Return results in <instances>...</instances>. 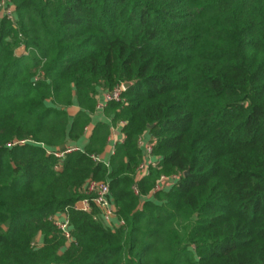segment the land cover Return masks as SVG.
Returning <instances> with one entry per match:
<instances>
[{
	"label": "trees",
	"instance_id": "1",
	"mask_svg": "<svg viewBox=\"0 0 264 264\" xmlns=\"http://www.w3.org/2000/svg\"><path fill=\"white\" fill-rule=\"evenodd\" d=\"M2 1L0 264H264V0H8L13 19ZM90 180L123 224L77 208Z\"/></svg>",
	"mask_w": 264,
	"mask_h": 264
},
{
	"label": "built area",
	"instance_id": "2",
	"mask_svg": "<svg viewBox=\"0 0 264 264\" xmlns=\"http://www.w3.org/2000/svg\"><path fill=\"white\" fill-rule=\"evenodd\" d=\"M2 7L4 14L13 19L14 9L11 5L8 4V0L2 1ZM124 90L125 89L123 87V84L118 85L113 89L107 90L105 92L106 104L111 101L123 102L125 100L123 97ZM103 105L101 104L100 106L102 107ZM123 124H125V122H121V125ZM140 144L141 146L143 145V137L140 140ZM77 149H79V147L70 146L64 152H55V155L58 157H62L65 152H71ZM152 151L153 143L150 139L148 144L145 145V157L143 156V161L137 169L138 178L147 175L150 171L151 165H154L156 163L157 158L153 156ZM93 158L97 161H101V158L99 156H93ZM178 179V175H163L158 180L156 186L152 189L149 195H152L153 193H157L164 189L171 188ZM134 190L137 194L139 193V188L137 185L134 186ZM86 192L88 196L77 203V208L83 211H91L93 206L95 205L99 209V214L96 215V218L102 219L105 224L113 228L123 224V220L118 218L117 208L111 196V188L108 181L90 180L86 185ZM50 220L63 233L68 242L73 241L74 238L72 228L67 213L60 212L57 214H53L50 217Z\"/></svg>",
	"mask_w": 264,
	"mask_h": 264
},
{
	"label": "crops",
	"instance_id": "3",
	"mask_svg": "<svg viewBox=\"0 0 264 264\" xmlns=\"http://www.w3.org/2000/svg\"><path fill=\"white\" fill-rule=\"evenodd\" d=\"M107 90H105V89H102L101 91H100V93H99V96H98V112H97V114L95 115V117L97 116L98 117V119H100L101 118V116L99 115V113H100V109H102V108H105V104H106V102H105V99H104V101L103 102H100V100L102 99L101 97H103V95H104V97H105V92H106ZM103 105L102 107L100 106V105ZM73 109H74V111L71 113V114H75L76 112H77V110H78V107L77 106H73L72 107ZM94 117V118H95ZM111 122H112V120H111V118H110V124H111ZM112 126V125H111ZM121 128H122V125H121V123H119L117 126H113L112 127V132H111V135H110V137H109V143H108V146L106 147V150H105V152L102 154V155H100L99 157L101 158V161H105L106 163H108L109 162V160H110V157H111V155L113 154V152H114V148H115V145H116V143L118 142V141H120V140H123V138H124V134L122 133V131H121ZM89 129L87 130V132H86V136H84L82 139H80L79 140V142L77 143L79 146H81V147H83V146H85L87 143H88V140H89ZM150 141V135L148 134V133H146L144 136H143V145H142V148H143V156H144V151H145V145L146 144H148V142ZM145 157V156H144ZM154 159V158H153Z\"/></svg>",
	"mask_w": 264,
	"mask_h": 264
},
{
	"label": "rangeland",
	"instance_id": "4",
	"mask_svg": "<svg viewBox=\"0 0 264 264\" xmlns=\"http://www.w3.org/2000/svg\"><path fill=\"white\" fill-rule=\"evenodd\" d=\"M23 51H24V48H23V47H21V48L18 49V52H19V53H22ZM101 98H102V99L100 100V102H103L104 99H105L104 95H103V97H101ZM73 111H74V109L71 107V108H70V112L72 113ZM99 111H100L99 115L101 116V118L98 119L97 116L94 118V120L92 121V123H91V125H90V128H89V135H90L91 131L93 130V128L95 127V125H96L97 122H99V121H101V122H106V123H109V122H110V117L107 116V115L104 113V108L100 109Z\"/></svg>",
	"mask_w": 264,
	"mask_h": 264
},
{
	"label": "water",
	"instance_id": "5",
	"mask_svg": "<svg viewBox=\"0 0 264 264\" xmlns=\"http://www.w3.org/2000/svg\"><path fill=\"white\" fill-rule=\"evenodd\" d=\"M134 82H125L123 84L124 89L126 90L128 87H130ZM154 125H152L151 127H153ZM189 173V171L186 172V175Z\"/></svg>",
	"mask_w": 264,
	"mask_h": 264
}]
</instances>
